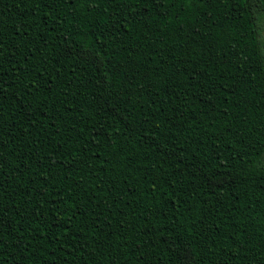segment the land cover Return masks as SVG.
<instances>
[{
    "label": "trees",
    "instance_id": "16d2710c",
    "mask_svg": "<svg viewBox=\"0 0 264 264\" xmlns=\"http://www.w3.org/2000/svg\"><path fill=\"white\" fill-rule=\"evenodd\" d=\"M0 264H264V0H0Z\"/></svg>",
    "mask_w": 264,
    "mask_h": 264
}]
</instances>
